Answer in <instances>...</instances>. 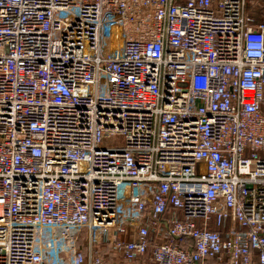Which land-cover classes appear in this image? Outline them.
I'll list each match as a JSON object with an SVG mask.
<instances>
[{
    "label": "built area",
    "instance_id": "obj_1",
    "mask_svg": "<svg viewBox=\"0 0 264 264\" xmlns=\"http://www.w3.org/2000/svg\"><path fill=\"white\" fill-rule=\"evenodd\" d=\"M96 243L264 264V0H0V264Z\"/></svg>",
    "mask_w": 264,
    "mask_h": 264
},
{
    "label": "rangeland",
    "instance_id": "obj_2",
    "mask_svg": "<svg viewBox=\"0 0 264 264\" xmlns=\"http://www.w3.org/2000/svg\"><path fill=\"white\" fill-rule=\"evenodd\" d=\"M113 142H115V140L105 141V143ZM93 256L94 258H99L103 264H135L125 262L122 256L113 248V245L107 243H96L93 247ZM87 264H89V261H87ZM149 264H153V262L151 261Z\"/></svg>",
    "mask_w": 264,
    "mask_h": 264
},
{
    "label": "crops",
    "instance_id": "obj_3",
    "mask_svg": "<svg viewBox=\"0 0 264 264\" xmlns=\"http://www.w3.org/2000/svg\"><path fill=\"white\" fill-rule=\"evenodd\" d=\"M123 259V258H122ZM124 260V259H123ZM127 262L126 260H124ZM151 262V258L149 259L148 256H144L141 261L134 262L135 264H149ZM128 263V262H127ZM155 264V263H154ZM206 264H215V262H207Z\"/></svg>",
    "mask_w": 264,
    "mask_h": 264
},
{
    "label": "trees",
    "instance_id": "obj_4",
    "mask_svg": "<svg viewBox=\"0 0 264 264\" xmlns=\"http://www.w3.org/2000/svg\"><path fill=\"white\" fill-rule=\"evenodd\" d=\"M151 255H152V253H151V249H150L145 256H148L149 259H150L151 258ZM151 261H152V258H151ZM153 264H154V262H153Z\"/></svg>",
    "mask_w": 264,
    "mask_h": 264
}]
</instances>
